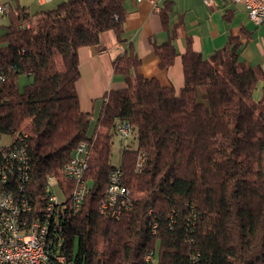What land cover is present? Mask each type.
I'll list each match as a JSON object with an SVG mask.
<instances>
[{"label":"trees","instance_id":"1","mask_svg":"<svg viewBox=\"0 0 264 264\" xmlns=\"http://www.w3.org/2000/svg\"><path fill=\"white\" fill-rule=\"evenodd\" d=\"M126 3L64 0L35 14L14 8L0 37V135L11 137L0 165L4 150L21 139L30 165L27 193L41 209L47 179L67 197L72 182L63 166L80 142L91 146L90 190L81 210L62 219L65 251L75 264H145L152 250L157 264H264V71L241 58L238 37L208 58L188 42L178 93L144 77L129 44L112 63L123 87L100 98L88 135L91 114L80 109L76 91L78 50L96 46L108 31L125 42ZM167 11L160 13L167 40L150 42L161 70L179 55ZM21 76L30 79L23 89ZM120 122L130 125L136 146H124L113 165L112 136ZM137 152L146 156L140 173ZM115 168L134 201L118 220L99 213Z\"/></svg>","mask_w":264,"mask_h":264},{"label":"built area","instance_id":"2","mask_svg":"<svg viewBox=\"0 0 264 264\" xmlns=\"http://www.w3.org/2000/svg\"><path fill=\"white\" fill-rule=\"evenodd\" d=\"M35 1L42 6L51 0ZM203 1L206 6L212 5L211 0ZM227 1L241 6L254 26L264 24V0ZM153 10L159 12L155 5ZM11 13L17 14L9 3H0V17H7ZM24 25L29 27L26 23ZM3 80L0 75V81ZM115 132L122 139H127L131 127L127 122H120L116 125ZM21 142L20 139L4 150L0 165V264H75L65 251L62 219L68 213L76 214L81 210L90 190V182L85 179V173L92 152L91 146L87 142H80L71 160L63 166V176L72 182L69 195L65 197L57 181L48 178L44 190L47 197L39 209L27 193L30 165L26 148ZM145 162V154L137 152L134 165L136 173L142 172ZM133 207L131 193L122 184V172L115 168L108 176L106 196L99 207V213L118 220L123 214L131 212ZM7 211L15 212V223L7 222ZM170 220L172 222V218ZM171 222L168 223L169 226ZM155 228L156 225H153L152 234L155 233ZM44 239H51V246H44ZM44 248L52 249V257H44ZM143 260L145 264H157L156 252H147ZM195 260L193 263L197 261Z\"/></svg>","mask_w":264,"mask_h":264},{"label":"crops","instance_id":"3","mask_svg":"<svg viewBox=\"0 0 264 264\" xmlns=\"http://www.w3.org/2000/svg\"><path fill=\"white\" fill-rule=\"evenodd\" d=\"M211 1L212 5L206 6L203 0H127L124 23L126 41L118 43L114 33L108 31L100 35L96 46L78 50L80 77L76 82V91L80 109L92 114L94 100L110 89L123 87L121 79L112 81V63L129 44L141 59L140 73L146 78L156 79L163 87L172 86L177 93L183 86L181 54L185 52L188 42L195 51L208 58L224 48L229 37H238L244 43L240 50L241 58L264 71V46L256 43L252 47L253 32L249 28L253 26L257 29L264 24L254 26L239 5L227 0ZM154 5L159 12L153 10ZM45 6L47 4L39 7ZM168 7L169 26L175 28L174 43L179 55L171 67L161 70L150 42L161 44L167 40L168 32L163 29L160 13ZM84 84L86 92L81 97ZM261 89L262 83H258L253 94L255 101L260 99Z\"/></svg>","mask_w":264,"mask_h":264},{"label":"rangeland","instance_id":"4","mask_svg":"<svg viewBox=\"0 0 264 264\" xmlns=\"http://www.w3.org/2000/svg\"><path fill=\"white\" fill-rule=\"evenodd\" d=\"M61 1L64 0H52L47 3V6L45 7H39L35 0H0V3H9V5L14 9L16 7H25L28 8L30 14H35L39 11L44 10H52L54 9ZM9 24V17H0V37L2 34L6 31V27ZM253 32V43L252 47L259 43L260 45L264 46V25L255 29L253 26L249 27ZM119 80V78L112 75V81L115 82ZM30 79H27L25 76H21L18 80V85L20 89H23V87L29 83ZM85 85L84 84L81 87L80 95L83 97V94L85 91ZM82 99V98H81ZM94 108L91 114V122L90 127L88 131V135L91 136L94 133L96 120L99 115L100 109H101V100L100 98L94 100L93 102ZM11 143V137L9 135H0V150L8 147ZM124 146H130L132 148H135L136 144L133 142L132 137L129 136L127 139H122L117 133H114L112 136V147H111V163L113 165H117L120 160V151ZM55 193L60 197L58 191L55 189Z\"/></svg>","mask_w":264,"mask_h":264},{"label":"bare ground","instance_id":"5","mask_svg":"<svg viewBox=\"0 0 264 264\" xmlns=\"http://www.w3.org/2000/svg\"><path fill=\"white\" fill-rule=\"evenodd\" d=\"M7 222L15 223V212L7 211ZM44 246H51V239H44ZM44 257H52V249L44 248Z\"/></svg>","mask_w":264,"mask_h":264}]
</instances>
